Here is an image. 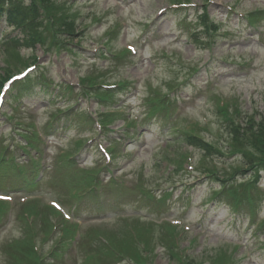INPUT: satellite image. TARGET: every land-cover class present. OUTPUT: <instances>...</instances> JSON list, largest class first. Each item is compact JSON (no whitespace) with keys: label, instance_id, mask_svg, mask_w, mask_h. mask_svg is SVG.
I'll use <instances>...</instances> for the list:
<instances>
[{"label":"rangeland","instance_id":"374dc122","mask_svg":"<svg viewBox=\"0 0 264 264\" xmlns=\"http://www.w3.org/2000/svg\"><path fill=\"white\" fill-rule=\"evenodd\" d=\"M13 2L49 12L0 18V96L39 78L0 103V264H264V170L233 148L264 116V0ZM241 183L240 209L213 194Z\"/></svg>","mask_w":264,"mask_h":264},{"label":"trees","instance_id":"16d2710c","mask_svg":"<svg viewBox=\"0 0 264 264\" xmlns=\"http://www.w3.org/2000/svg\"><path fill=\"white\" fill-rule=\"evenodd\" d=\"M16 7L10 3V7L8 5L7 0H0V13L4 11H8L7 17L9 20L15 23L17 26L23 25L28 23L31 26L30 34L38 37L37 33L39 28L41 27L42 22L40 21L39 10L42 9L45 14L49 11L47 8L42 6L34 5L32 2L31 5L25 6L21 3H16ZM9 7V8H8ZM36 25V26H34ZM32 37V39H35ZM19 42V41H18ZM35 81L32 78H28L26 80L20 81L15 83L14 90L16 91L15 94L24 95L27 91H30L34 87ZM248 126L244 128V133L238 134V137L241 138L239 145H234V153L240 154L247 163H250V167L252 169H256L257 167H261V170H264V116L260 120H256L254 117H251L247 121ZM239 127H235L234 133H237ZM248 171V170H245ZM243 172V169L240 171ZM259 173H256L254 178H257ZM233 189V190H232ZM229 189V194L237 197V193L234 188ZM255 189V186L250 189L252 191ZM225 190V188H224ZM249 189L245 190V194L241 196V200H247L249 197L248 193Z\"/></svg>","mask_w":264,"mask_h":264},{"label":"snow or ice","instance_id":"6c2138e0","mask_svg":"<svg viewBox=\"0 0 264 264\" xmlns=\"http://www.w3.org/2000/svg\"><path fill=\"white\" fill-rule=\"evenodd\" d=\"M0 199H11V197H0ZM57 208H59V205H55Z\"/></svg>","mask_w":264,"mask_h":264},{"label":"bare ground","instance_id":"6f19581e","mask_svg":"<svg viewBox=\"0 0 264 264\" xmlns=\"http://www.w3.org/2000/svg\"><path fill=\"white\" fill-rule=\"evenodd\" d=\"M248 39V38H247ZM247 39H244V40H247Z\"/></svg>","mask_w":264,"mask_h":264}]
</instances>
